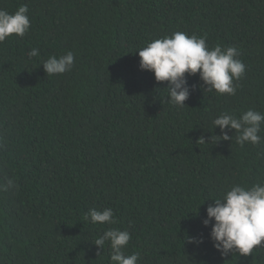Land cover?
I'll return each mask as SVG.
<instances>
[{
	"label": "trees",
	"instance_id": "16d2710c",
	"mask_svg": "<svg viewBox=\"0 0 264 264\" xmlns=\"http://www.w3.org/2000/svg\"><path fill=\"white\" fill-rule=\"evenodd\" d=\"M21 5L30 30L0 43V185H15L0 191V264H112L93 242L107 228L131 233L137 264H264V241L221 255L202 223L233 184L264 183V140L210 139L221 113H264V0H0ZM176 31L238 49L235 95L186 74L189 98L170 102L135 50ZM68 51L72 69L47 75ZM92 208L116 223H92Z\"/></svg>",
	"mask_w": 264,
	"mask_h": 264
},
{
	"label": "clouds",
	"instance_id": "9594fccd",
	"mask_svg": "<svg viewBox=\"0 0 264 264\" xmlns=\"http://www.w3.org/2000/svg\"><path fill=\"white\" fill-rule=\"evenodd\" d=\"M27 5H21L14 13L0 9V43L15 34L23 37L30 30V19ZM139 67L152 71L157 82L167 81L169 99L177 107H183L191 94L187 76L199 74V78L207 85L205 90H215L219 94L235 95L239 80L246 71V65L239 59L240 53L235 46L224 47L217 44L209 47L206 38L196 34L188 35L176 31L171 36H163L148 42L139 48ZM40 55L37 48L28 53L29 58ZM75 56L72 51L59 57L53 55L41 64L47 75L63 74L72 69ZM187 74V76H186ZM264 124V113L249 108L239 117L224 112L213 119L215 128L219 126L220 135H212L211 142L232 140L229 131L235 130L236 143L243 147L246 143L261 144L264 137L259 135ZM227 129V130H226ZM204 142V137H201ZM15 187L9 179L0 185V191ZM92 223L115 224L112 208L102 211L89 209L86 214ZM214 221V222H213ZM204 226L211 224L209 236L213 246L221 255L238 252L242 255L252 253L253 249L264 241V183L257 182L251 186L233 184L222 198L214 199L206 209ZM131 240V233L120 228H107L93 242L99 248L110 244L112 264H137L139 254H126ZM190 242L203 243V237H192Z\"/></svg>",
	"mask_w": 264,
	"mask_h": 264
}]
</instances>
